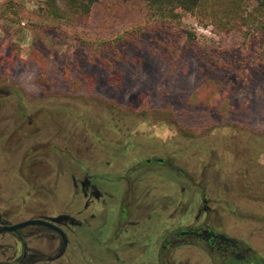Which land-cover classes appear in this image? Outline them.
Here are the masks:
<instances>
[{
    "label": "rangeland",
    "instance_id": "obj_1",
    "mask_svg": "<svg viewBox=\"0 0 264 264\" xmlns=\"http://www.w3.org/2000/svg\"><path fill=\"white\" fill-rule=\"evenodd\" d=\"M179 12L166 21L144 0H98L56 18L45 0H0V88L30 109L66 106L87 138L132 137L138 156L150 143L179 149L237 235L264 250V4Z\"/></svg>",
    "mask_w": 264,
    "mask_h": 264
},
{
    "label": "flooded vegetation",
    "instance_id": "obj_2",
    "mask_svg": "<svg viewBox=\"0 0 264 264\" xmlns=\"http://www.w3.org/2000/svg\"><path fill=\"white\" fill-rule=\"evenodd\" d=\"M39 107L0 88V264H264L179 149L138 156Z\"/></svg>",
    "mask_w": 264,
    "mask_h": 264
},
{
    "label": "trees",
    "instance_id": "obj_3",
    "mask_svg": "<svg viewBox=\"0 0 264 264\" xmlns=\"http://www.w3.org/2000/svg\"><path fill=\"white\" fill-rule=\"evenodd\" d=\"M98 0H45L48 7V12L56 18H64L71 15H79V17L87 16L92 8V5ZM148 3L154 16L163 20H171L180 22L181 13H195L200 8L205 0H144ZM260 4H264V0H259ZM62 3V4H60ZM65 7V9H64ZM222 27H227L228 24L216 23Z\"/></svg>",
    "mask_w": 264,
    "mask_h": 264
}]
</instances>
